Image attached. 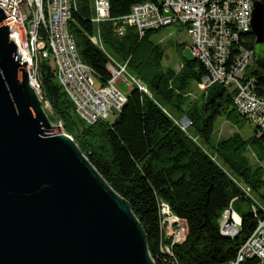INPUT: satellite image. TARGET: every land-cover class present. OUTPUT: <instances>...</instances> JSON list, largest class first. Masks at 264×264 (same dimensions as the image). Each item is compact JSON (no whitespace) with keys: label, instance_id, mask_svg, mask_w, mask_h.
<instances>
[{"label":"trees","instance_id":"obj_1","mask_svg":"<svg viewBox=\"0 0 264 264\" xmlns=\"http://www.w3.org/2000/svg\"><path fill=\"white\" fill-rule=\"evenodd\" d=\"M95 0H77L69 31L74 36L84 64L105 85L111 75L109 58L93 44L96 27L92 23ZM158 0H110V17L119 19L131 13L134 6ZM106 52L116 61L128 64V70L152 93L134 87L113 124L86 125L58 84L49 61L39 65L43 102H48L94 168L111 188L127 200L148 237L149 250L156 264H224L235 259L238 250L257 226L252 207L258 216L264 214V136L258 128L252 137L240 134L216 140L217 123L226 117L236 127L247 121L233 106V93L222 85L205 90L200 106L185 110L194 84H202L207 75L197 59L182 62L179 72L163 66L164 48L154 42L162 30L140 37L136 28L127 26L124 36L118 26L107 22L100 27ZM246 47L255 51L256 38L248 34ZM182 44L179 45L181 47ZM256 91L264 96V72L254 67ZM174 116L187 118L191 125L185 131ZM251 152L258 160L253 165ZM241 182L260 199L259 204L247 195ZM233 202L242 218L240 234L228 239L220 234V223ZM170 206L185 226L186 238L172 245L165 238L161 205ZM171 249L175 258L163 250Z\"/></svg>","mask_w":264,"mask_h":264},{"label":"water","instance_id":"obj_2","mask_svg":"<svg viewBox=\"0 0 264 264\" xmlns=\"http://www.w3.org/2000/svg\"><path fill=\"white\" fill-rule=\"evenodd\" d=\"M6 19L0 9V264H156L130 203L50 121ZM252 34L264 72V2Z\"/></svg>","mask_w":264,"mask_h":264},{"label":"built area","instance_id":"obj_3","mask_svg":"<svg viewBox=\"0 0 264 264\" xmlns=\"http://www.w3.org/2000/svg\"><path fill=\"white\" fill-rule=\"evenodd\" d=\"M255 1L264 0H158L136 5L131 13L119 19L110 17V0H95L92 23L96 27L91 37L109 58L107 70L111 79L98 89L97 73L81 60L74 36L69 31L77 0H0V9L7 19L10 38L18 47L22 63L27 62L30 85L41 96L38 76L39 65L49 61L56 80L74 106L77 116L88 126L108 122L116 117L127 103L118 87L123 82L131 91L137 87L147 90L130 74L129 62L122 64L111 57L101 39V25L112 22L117 33L124 36L127 26L134 27L143 37L147 32L169 26L186 29L195 59L206 68L207 75L200 86L207 90L222 85L233 93V106L247 123L259 129L264 136V96L256 91V77L249 72L256 67L255 51L246 47L248 34H252V16ZM20 47L26 53L21 55ZM186 131L190 121H184ZM63 128V124H60ZM246 192V191H245ZM249 196L248 192H246ZM264 212V208L260 206ZM257 226L249 239L238 250L234 260L224 264H264V214L258 216V208L252 207ZM164 228H168L172 245L185 241L184 223L177 218L167 204L161 205ZM242 218L233 209V202L225 211L220 234L235 239L240 234ZM172 258L171 249L164 247ZM172 264H178L176 260Z\"/></svg>","mask_w":264,"mask_h":264},{"label":"rangeland","instance_id":"obj_4","mask_svg":"<svg viewBox=\"0 0 264 264\" xmlns=\"http://www.w3.org/2000/svg\"><path fill=\"white\" fill-rule=\"evenodd\" d=\"M97 32H95L96 34ZM154 42L164 48L165 56H164V63L163 66L165 69L171 68L175 70L176 72H179L182 68V62L184 61H190L194 59L191 47H190V39L187 34L186 29H182L180 26H169L164 29H162L159 34L154 38ZM182 44L181 47L179 45ZM257 68V67H256ZM132 76H134L142 86H144L147 90V93L152 96V93L147 88V86L139 80L135 75L130 73ZM96 87L99 89L101 87V84L97 81ZM119 89L128 96L130 93L129 87L121 82L118 85ZM205 95V90L200 86V84H194L191 87L190 93L188 95L187 104L185 106V110H188L192 106H200L203 98ZM40 99L43 102L42 96H40ZM44 109L49 117L56 118L54 115V112L48 102H43ZM176 119V122L182 127L185 128L183 120L185 117L180 118V116H174ZM117 117L115 115H111L108 122L110 124H113L116 121ZM61 122L57 119L53 120V125L58 126L61 128L64 134L66 132L64 131V128L61 127ZM190 127V124H188L186 130ZM255 133V128L249 124L244 125L242 127H236L231 122L228 121V119L224 116L220 118V120L217 123L216 127V140L224 139L232 137L235 134H240L245 139H248L252 137ZM68 135V134H66ZM69 136V135H68ZM71 137V136H70ZM72 138V137H71ZM248 158L251 161L253 165L258 164L257 158L251 153H248ZM264 167V164H261ZM240 186L243 188L244 191L248 192L249 197L254 201L255 204L260 203V199L250 191L249 188H247L245 185H243L241 182H238ZM165 229V238L166 241L170 240L171 233L168 228Z\"/></svg>","mask_w":264,"mask_h":264},{"label":"bare ground","instance_id":"obj_5","mask_svg":"<svg viewBox=\"0 0 264 264\" xmlns=\"http://www.w3.org/2000/svg\"><path fill=\"white\" fill-rule=\"evenodd\" d=\"M19 49H20L21 55H24L26 53L23 47H20Z\"/></svg>","mask_w":264,"mask_h":264},{"label":"flooded vegetation","instance_id":"obj_6","mask_svg":"<svg viewBox=\"0 0 264 264\" xmlns=\"http://www.w3.org/2000/svg\"><path fill=\"white\" fill-rule=\"evenodd\" d=\"M255 65H256V67L258 68V66H257V57H256V51H255Z\"/></svg>","mask_w":264,"mask_h":264}]
</instances>
